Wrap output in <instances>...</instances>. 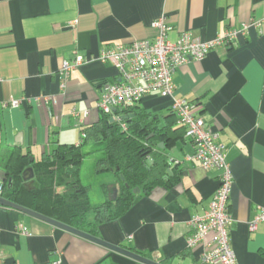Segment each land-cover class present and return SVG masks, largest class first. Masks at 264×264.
I'll return each instance as SVG.
<instances>
[{"label": "crops", "instance_id": "0c3cea01", "mask_svg": "<svg viewBox=\"0 0 264 264\" xmlns=\"http://www.w3.org/2000/svg\"><path fill=\"white\" fill-rule=\"evenodd\" d=\"M161 16L173 28L171 41L184 32L212 40L228 29L262 22L237 45L182 66L173 81L178 98L204 106L202 118L219 134L231 166L230 238L237 262L264 264V223L249 228L264 207V0H0V164L13 151L39 164L59 145H79L83 129L103 119L97 108L102 86L120 80L112 64L96 58L109 46L153 40V22ZM77 55L86 62L65 76L63 62ZM12 101L22 103L14 108ZM171 104V98L152 94L138 109L150 113L159 128L176 131L174 144L162 143L160 150L178 183L138 197L120 220L103 224L100 234L163 264H203L207 247L188 246L190 222L209 209L220 172L187 159L195 144ZM0 246L4 264H138L3 207Z\"/></svg>", "mask_w": 264, "mask_h": 264}, {"label": "trees", "instance_id": "16d2710c", "mask_svg": "<svg viewBox=\"0 0 264 264\" xmlns=\"http://www.w3.org/2000/svg\"><path fill=\"white\" fill-rule=\"evenodd\" d=\"M114 113L121 117V121L102 114L103 119L97 125L83 129L79 145H59L39 164L31 162L29 154L13 151L0 164V171L12 179L11 186L8 182L2 183L0 195L102 238L100 227L120 220L132 209L138 197L149 195L159 187H174L179 176L161 152L160 144L164 143L166 148L172 146L175 141L172 133L175 135L176 131L169 133L168 127L159 128L152 115L138 109V104ZM86 148L91 151L87 153ZM93 153L100 155L96 159L97 174L113 176L112 181L103 185L106 200L98 207L91 204L89 190L82 185L80 178L85 158ZM28 168H32L35 175L30 182L23 180V173ZM70 168L76 171L69 173ZM31 182L38 183L39 187H30ZM114 189H117L116 193ZM135 190L139 193L136 194Z\"/></svg>", "mask_w": 264, "mask_h": 264}, {"label": "built area", "instance_id": "2783aa9c", "mask_svg": "<svg viewBox=\"0 0 264 264\" xmlns=\"http://www.w3.org/2000/svg\"><path fill=\"white\" fill-rule=\"evenodd\" d=\"M261 21L245 25L242 30L228 29L223 35L212 40H204L191 32L182 33L176 41H171L172 26L166 16L153 22L156 36L153 40H138L131 44L113 45L104 48L96 58L102 63L112 64L118 71L119 82L102 86L97 108L117 121L114 109H128L139 104L146 96L157 94L171 98V109L185 129V136L194 142L195 153L187 159L200 165L205 171L220 172V185L210 203L209 209L201 216H194L190 222L192 234L188 239L189 248L205 245L201 255L203 264H238L232 248L230 231L233 217L230 213V196L234 184L231 166L227 162L219 134L214 132L202 118L203 107L195 102L178 98L173 75L189 62H202L207 55L221 47H233L241 36H245L251 26H260ZM86 62L77 55L73 61H65L62 73L70 71ZM63 84L62 88L65 89ZM21 101H12L18 108ZM125 128V125H123ZM264 223V207H259L249 228L255 231ZM23 234H28L22 228ZM0 246V264H4ZM54 264H60L55 262Z\"/></svg>", "mask_w": 264, "mask_h": 264}, {"label": "water", "instance_id": "95a60500", "mask_svg": "<svg viewBox=\"0 0 264 264\" xmlns=\"http://www.w3.org/2000/svg\"><path fill=\"white\" fill-rule=\"evenodd\" d=\"M117 110L114 109V112H116ZM111 121H114V119L112 118ZM160 148L163 149L164 148V145L163 144H160ZM31 161L33 162L34 161V158L31 157ZM149 163L152 164L153 163V160L150 159L149 160ZM76 171L75 168H70L68 170L69 173H74ZM34 171L32 168H28L24 171L23 173V180L26 181V182H30V181H33L34 179ZM5 182H8L9 183V186L12 185V179H8V176H7V173H5L4 171H0V188L2 186V183H5ZM30 187L32 186H35V187H39V184L38 183H30L29 184ZM117 192V189H114V193ZM135 193L138 194L139 193V190H135ZM114 198L115 195H114ZM0 207H3V208H9V209H12V210H16L18 212H21L23 214H26L28 216H31V217H34L38 220H41V221H44L48 224H51L52 226H55V227H58L66 232H69L71 234H74L75 236L77 237H80V238H83L85 240H88L94 244H97L99 246H102L103 248L107 249V250H110L112 252H115L117 254H120L124 257H127L135 262H137L138 264H163L162 262L158 261L157 257L154 255L152 256V258H149L143 254H139V253H136V252H133L131 251L130 249L128 248H124V247H121V246H117V245H113V244H110L108 242H106L105 240L101 239V238H97L95 236H92L88 233H85L81 230H78L76 228H73L67 224H64L60 221H57L55 219H52L50 217H47L43 214H40L38 212H35L33 210H30L28 208H25L23 206H20L16 203H13L7 199H5L4 197H2L0 195Z\"/></svg>", "mask_w": 264, "mask_h": 264}, {"label": "rangeland", "instance_id": "374dc122", "mask_svg": "<svg viewBox=\"0 0 264 264\" xmlns=\"http://www.w3.org/2000/svg\"><path fill=\"white\" fill-rule=\"evenodd\" d=\"M85 151L89 153L91 149L86 148ZM99 157L98 153L88 155L80 168L81 183L88 188L90 201L94 207L100 206L106 200L103 185L113 180L109 173L97 174L95 167L96 159Z\"/></svg>", "mask_w": 264, "mask_h": 264}]
</instances>
